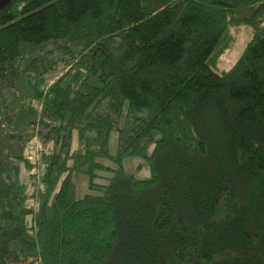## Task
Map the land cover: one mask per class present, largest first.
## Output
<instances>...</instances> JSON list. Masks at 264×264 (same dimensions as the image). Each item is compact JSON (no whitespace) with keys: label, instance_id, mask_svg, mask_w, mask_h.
<instances>
[{"label":"trees","instance_id":"trees-1","mask_svg":"<svg viewBox=\"0 0 264 264\" xmlns=\"http://www.w3.org/2000/svg\"><path fill=\"white\" fill-rule=\"evenodd\" d=\"M0 264H264V0L1 10Z\"/></svg>","mask_w":264,"mask_h":264},{"label":"rangeland","instance_id":"rangeland-1","mask_svg":"<svg viewBox=\"0 0 264 264\" xmlns=\"http://www.w3.org/2000/svg\"><path fill=\"white\" fill-rule=\"evenodd\" d=\"M236 40L234 45L232 46L231 51L223 57L222 61L218 65L217 72H223L231 69L237 60L240 58L242 53L244 52L246 46L251 41L252 32L249 27H242L238 32L233 31ZM127 113V104L124 109L123 115L125 116ZM123 123H121V126ZM118 150V136L116 133L112 134L110 137L109 143V152L111 155H115ZM111 168H116L115 165H108ZM125 170L135 176L137 179H148L150 177V170L148 168L147 163L140 158H131L124 161ZM73 181L75 185L76 197L81 198L87 193L88 189V179L82 175L75 174L73 176Z\"/></svg>","mask_w":264,"mask_h":264},{"label":"water","instance_id":"water-1","mask_svg":"<svg viewBox=\"0 0 264 264\" xmlns=\"http://www.w3.org/2000/svg\"><path fill=\"white\" fill-rule=\"evenodd\" d=\"M13 0H0V11L9 6Z\"/></svg>","mask_w":264,"mask_h":264}]
</instances>
